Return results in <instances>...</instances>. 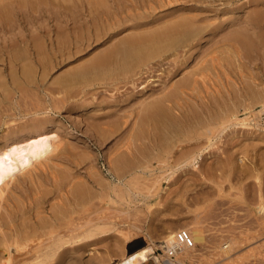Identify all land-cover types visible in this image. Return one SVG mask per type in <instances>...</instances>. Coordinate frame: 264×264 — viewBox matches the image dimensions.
I'll return each instance as SVG.
<instances>
[{"label":"bare ground","instance_id":"6f19581e","mask_svg":"<svg viewBox=\"0 0 264 264\" xmlns=\"http://www.w3.org/2000/svg\"><path fill=\"white\" fill-rule=\"evenodd\" d=\"M18 1H20V2H18ZM18 1L0 0V32L1 33L5 32V29L8 28L7 26L9 24H11L10 21L12 19L11 18L12 13L9 10L10 8H7V7H9V4L12 5L15 2H17V4L22 5V0H18ZM94 1H95V3H97L96 0H94ZM94 1H93V3H94ZM100 1L101 0H99V2ZM128 1L133 2V0H128ZM143 1H144V3H142V6H140L141 4L136 5V4H134V2H133L134 5H121V6L118 5L117 7H119V10L112 11L110 9L112 12H114V13L110 14V16H107L106 15L107 13H105V14L102 13V15H103L102 18L98 17L99 20L94 19L95 21L92 23L94 24V26L96 28L95 29L96 34L94 33L95 36L99 35V32H101L100 31L101 27L98 24V23H100L102 26H105V28H107L109 30L116 29L115 32H113V33L111 32L110 38H112L111 42L114 40H117V41L114 44L111 43V44H113V45H111V48H109L107 46V49L103 53H98L95 55V53L94 54L92 53L94 51L91 49L92 52L91 51L90 52L93 55L90 56V59H88V60H86L80 64L78 63L79 65L77 67H74L73 69H71L69 66V69L71 71H69L68 75L65 76V78L63 76V80L60 83V87L58 89V92H61V89H63V87L66 85L65 82L68 83V81H76V82L81 83L82 85L84 84V86H92V85H95L96 83L100 82L101 79H106V78L112 77L111 79L113 80L116 77H121V76H117L119 74V72L122 73L123 76L128 77L129 75L128 74L126 75V73H129V71L132 69V67L135 64L143 63V62L147 63V61H148V63H150V64H148L149 66L150 65L153 66L152 65L153 62H155L156 64L157 63L161 64L163 62V60L165 59V55H168V53H170L171 55L174 54V57H175V55H177L175 53H178L177 51L179 50V48L185 49V52L188 55H190V54H191V56L197 55V51L200 48V46L202 45L201 39L208 38L211 35H213V33L215 34V32H217L216 27H218V26L220 27L221 25H223V24H218L217 26H215L214 23L216 20L214 22H212V21L210 22L208 16H204V15L202 16V14L205 11L207 12V9H209V7H211V9H213V10L217 7V4H216V7H215V5L213 6L214 8H212V6H209L208 8L205 6L202 8L205 10L201 9V3L207 4L208 2L209 3L211 2L210 4H212L213 1H211V0H194L195 2L191 3V4L184 2V4H182L180 9H178V10L175 9L176 12L173 11V13L166 14L165 12H168V11L165 10V12L162 13L163 12V10H162V12H160V13H162L163 15L153 13L154 12L153 10H156V8H157L156 7L157 5H153V2H152L153 0H143ZM176 1L178 2L180 0H159L157 2L160 3V6H162V5L166 6V4L168 6V4L170 5L171 3H174ZM182 1H184V0H182ZM86 2L87 1H85V3ZM116 2H117V0H115V3ZM214 2H216V1H214ZM246 2H248V0ZM257 2L259 3V6H261L264 9V0H257ZM25 3H26V1H25ZM29 3H32V2L30 1ZM50 3H51V1H50ZM77 3L79 4V2H77ZM81 3H83V2L81 1ZM105 3H106V1H105ZM110 3H112V2H110ZM122 3H123V0H122ZM250 3L252 4V2H250ZM220 4H221V2H220ZM44 5H46V4H44ZM97 5H99V4H97ZM78 6H80V5H78ZM102 6H105V4L104 3L101 4V7ZM22 7H23V5H22ZM24 7H25V5H24ZM59 7H60V5H59ZM179 7H180V5H179ZM252 7L253 8H251V9H253L254 11L258 8V6L256 9H254L255 8L254 6H252ZM31 8H33V7H31ZM53 8H54V6H53ZM64 8H66V7H64ZM171 8H173V7H171ZM23 9H25V8H23ZM91 9H93V8H91ZM105 9L109 13V8L107 9L105 6ZM259 9H261V8H259ZM54 11H56V10H54ZM68 11H69V8H68ZM93 11L95 12V10H93ZM96 11H98V10H96ZM160 11H161V9H160ZM209 11H210V9H209ZM254 11L250 12V9H248V8H247L246 12L244 11L245 16L247 14L245 20L247 21V23H252L253 25H254V22L259 18V16H258V18L256 16V15H259V13L257 11H256L257 13L256 12L254 13ZM34 12H36V11H34ZM73 12L74 11H72L71 13H73ZM88 12H89V9H88ZM90 12H91V10H90ZM19 13H20V11H19ZM52 13H54V12H52ZM145 13L149 14V15H146ZM207 13H209V12H207ZM226 13H227V16H222V15H220V16H222L223 18H225V17L228 18L229 12L227 11ZM26 14H27V12H26ZM89 15L91 16V14H89ZM224 15H226V14L224 13ZM237 15L230 16L229 20H226V18H225L226 24L227 23L232 24L238 18ZM53 17H54V15H53ZM53 17H52V19H53ZM69 17H70V15H69ZM239 17H241V16H239ZM215 18H216V16H215ZM241 18L243 19V17H241ZM217 19H218V16H217ZM12 21L14 23V20H12ZM85 21H86V19H85ZM101 21H103V22H101ZM82 22H84V21H82ZM217 22H218V20H217ZM243 23H244V21H243ZM44 24H46V23H44ZM213 25H214V27H213ZM119 26H124L126 30L118 31L117 29H121V27L118 28ZM44 28H45V26H44ZM69 28L71 29V27H69ZM87 28H88V25H87ZM230 28H233V29H231V30L226 29L228 31L225 32L223 39L216 40L217 42L216 43L214 42L212 44V46L207 51L203 52L204 48L203 49L201 48L202 49L201 52H203V54L202 55L198 54L199 58L196 56L197 57L196 62L194 61L195 60L194 59L193 61L195 63L191 66V68L188 67V69H192V73L190 75L187 74V72H189V70L188 71L186 70L187 72H184V74H187L188 76H184V77L180 78L179 76L184 75V74L183 75L181 74L177 77V79L178 78H180V79H178L176 81H172V82L169 81V83L166 86H164L163 88L161 86L160 87L158 86L159 88H161L160 90H157V88H156L155 91H152V92L149 91V92H151L149 94H146V92H145L144 94H146L145 95L146 99L143 96H140V97L137 96L136 97L137 101H134V103H133V101H131L132 104L127 105L126 107L122 105L123 108L122 109L119 108L124 114L119 112L120 114H123V117L120 118L122 120H121V122H114V123L112 122L113 128H114V126H115V129H116V127H118L119 129L122 128L123 131L130 136L127 141H130V138H131V142H134V141H132V136H135V137H138L140 139L142 138L143 140L147 139L149 141H153L154 143L152 142V145H153L152 150H146L145 151V150L141 149V150H139V152H136V151L134 152V151L130 150L129 148L127 149V147H126V150H123L125 148H123L121 146V149L123 148L122 151H120V150L111 151L107 155L108 156L107 157L108 163H109L108 167H107V165L105 166V167H107V171L105 170V168L103 166H100L96 161L91 162L88 166L85 165L83 167V168L86 167V169L89 170V171L86 170V173L81 171V169H79L80 164L83 161H85L87 158L91 159L93 154L91 152H89L90 150L87 151L85 149L86 152H82V150L81 151H78L76 149L74 150V148H71V146L67 147L68 146L67 144H69V143H67V144L65 143L67 146L64 145L63 142H65V141H62L59 131L55 128L56 126L58 127V123L61 121H58L57 120L58 118H57L56 120L58 122L56 123V121L54 119V115L51 113L48 114L45 112L44 115L42 114L43 116H40L41 115L40 114V115L34 116V117L31 116L32 118H29L30 116L29 117L27 116V118H29V120L28 119L26 120L25 119L26 117H25L24 122H20V123L18 122V124L16 122V125H14V126L8 125V127H6V128L4 127L0 131V264H187L184 257L182 256V253L184 254L183 251H188L190 249H196L198 244H204L207 241L206 234L203 232V230H201L202 228L199 229V228L194 227L193 231H190V230L186 229L185 227L184 228L182 227V229L179 228V230H176V231L173 229L170 231V229H169V232L167 231L168 233L165 235L161 236V234L159 233L160 236L162 237L161 240H156L154 238V235L151 232L152 229L151 230L147 229L149 232L145 233V235H144V232L142 234L141 232L138 233V231L136 232V230L135 231L132 230V226L134 225V221H133V225L131 224L132 226L131 225H124L130 220H128V219H127L128 221L123 220L124 216L122 217V215H121V217H122L121 218L118 214V211L119 210L124 211L125 209H123L121 207V205L123 206V204H126V203L129 205H125L127 209L124 212H127L130 209H132V207L136 204V199L133 198V192L137 188L133 187L134 191H132L130 189V187H128L126 190L121 188L122 189L121 190L120 189L121 186L120 187L118 186L119 189L121 190V191H119V190H117L118 184H116V183H119V184H122L125 186H127V183L128 184L135 183V182L138 183V182H140V180H142V178L146 179L148 177L147 173L150 172L151 174H155L156 177L154 180H156V183L161 184L162 181L167 178L166 173L169 172V170L172 169L173 172L175 173L176 168H179V167L184 166V165H189V164L194 165V170H192L193 166H191L192 169L190 167H189L190 168L189 170H187L188 168L187 169L184 168V169H186L187 172H193V171L195 172V170L197 171V169H199V165L197 163V160L199 159L202 152H205V150H210L211 147L209 148V146L210 145L213 146L212 143H213L214 139L221 132H224L225 130H227L229 128H230L229 131H231L230 132L231 135L228 134L229 132L227 131L228 132L226 134L227 137H225V138H228V135L231 136L230 139L228 138L229 141H227L229 147H228V149H224V147H223L224 145L222 144L223 146H221V147L223 148V150H221V147H220V150L223 152H224V150H227L226 151L227 157H224L225 155H223V154L222 155L224 158H226L225 161L227 162L228 169L229 168L231 169L230 170L231 174L229 173L230 176H232L233 179L234 178H240L241 182L238 181L239 182L238 184L242 183V180L245 181V184L247 185L246 191L248 192L249 195H253V196L257 195V197H258V199H257V203H258L257 210L259 212V217L262 220L261 224L262 223L264 224V40L262 37L258 36L260 45L259 44L257 45V42L253 39L254 36L252 37L250 32L248 31L249 27H247V24H246V27H244V26L242 27L241 23L239 22L238 24L237 23L233 24L232 27H230ZM43 30H45V29H43ZM127 30H133V31H130V33L128 31V33L125 32L126 33L125 35H121L124 31H127ZM134 30H138V31L135 32ZM56 32H58V31H56ZM80 32L78 33L77 36L75 33V36H76L75 43L77 44V47L80 46V44L78 45V43L84 42V39H85L84 37H83L84 39H82V36H80ZM88 32H86V33L88 34ZM131 32H133V33H131ZM6 33H7V31H6ZM29 33H30V31H29ZM37 33H38V31H37ZM222 33H220V34H222ZM87 34H86V37H87ZM62 35L63 34H61V36ZM81 35H82V33H81ZM90 35H91V31L89 32L88 37H90ZM103 35H104V33H103ZM216 35H213V37ZM35 36L37 37L39 35L36 34ZM35 36H33V37H35ZM220 36H218V37H220ZM63 37H64V35H63ZM97 37H96V39H97ZM42 38H43V36H42ZM65 39L66 38H64V40ZM106 39H108V38H106ZM56 40L58 41V38ZM207 40H209V38ZM5 41H7V40H5ZM42 41L44 42V40H42ZM62 41H63V39H62ZM62 41H60V42H62ZM98 41H99V39H98ZM214 41H215V39H214ZM23 42H25V41H23ZM65 42H66V40L64 41V47L66 46ZM103 42H105V41H103ZM205 43H206V41H205ZM40 44H41V42H35V45L33 44V47L40 46ZM208 44H209V42H208ZM29 45H30L29 41H26L25 45H18V44L12 45L11 44V47H10V45H8V43L6 44V42H5V44L2 45V47H0V63H4V61H8V63H5V67L8 68V66H11V68H9V69L4 68V67H0V118H2V119L11 115L8 112V110H10L11 108H14L17 106L16 110L18 111V105H19L20 98H22V97L24 98L25 95L30 97L28 94L29 89H28V87H26V85L23 81V78H22L23 73L21 74V71H20L21 69L18 67V65H20L19 62L21 60H23V63H24V61H26V59H27V61H29L30 59L33 58V53L29 49ZM203 45H204V47L206 46L204 44V41H203ZM100 46L101 47L105 46V44L104 45L102 44ZM100 46H99L98 50H100ZM87 47H89V44ZM95 48H93V49L97 50ZM105 48H106V46H105ZM35 49H37V48H35ZM66 49H67V47H66ZM69 49H71V48L69 47ZM64 51H65V49H64ZM64 51H63V53H64ZM52 52H53V54L55 53L54 51H52ZM181 52L182 51H180V55H181ZM185 52L183 55H185ZM38 53H39V51H38ZM81 53H82V50H81ZM34 55H36V51H35ZM68 55H69V53H68ZM88 55H89V53H88ZM188 55H186L187 58L190 57ZM60 56L62 58V55H60ZM85 56H83V57L84 58L89 57V56H86V57ZM75 57H77V56H75ZM162 57H164V58H162ZM167 57H169V56H167ZM170 57L168 60L169 62L172 59V57H171V59H170ZM37 58H38V56H37ZM39 58H40V56H39ZM46 58H47V55H46ZM79 58H76V59H79ZM176 58H178V57H176ZM176 58H174V59L176 60ZM83 59H81V60H83ZM41 60H42V58H41ZM66 60H67V58H66ZM50 61H52V60H50ZM60 61L62 63L63 60L60 59ZM168 61H166V62H168ZM188 61H190V60H188ZM169 62L167 64H169ZM171 62L173 64H175L172 60H171ZM31 63H32V61H31ZM69 63H71V62H69ZM178 63H180V62H178ZM183 63L184 62L182 61V64ZM186 63H187V61H186ZM177 64H176V66L174 65L175 68L177 67ZM70 65H72V64H70ZM75 65H77V64H75ZM140 65H142V64H140ZM180 65H181V63L179 64V66ZM190 65H191V63H190ZM30 66H31V64H30ZM154 66H156V65H154ZM164 66H166V65H164ZM186 66H188V65H186ZM48 67H49V64H48L47 68ZM167 67L169 68V65ZM50 68H53V67L50 66ZM145 68H146V64H145L144 68H141V69L139 68V71L137 73L136 72L135 73L137 75H139L141 73L144 74L147 71V69L145 71ZM154 68H156V67H154ZM164 68H166V67H164ZM184 68H186V67H184ZM62 69L65 70L64 68H62ZM172 69H173V65H172ZM153 70L156 71L155 69H153ZM133 71H135V69H133L132 72ZM49 72H51V71H49ZM57 72H58V70H57ZM60 72H62V71L60 70ZM158 72H160L159 69H158ZM175 72H177V71H175ZM182 72L183 71H181V73ZM41 73H42V70H41ZM65 73H67V71ZM115 73H117L116 76H114ZM135 73H132V74H135ZM146 73H149V71H147ZM152 73H153V71H152ZM155 73H157V72L153 73L154 76H155ZM169 73H170V71H169ZM173 73H170V74L173 75ZM56 74L54 76H56ZM161 74H163L162 70H161L160 75ZM157 75H158V73H157ZM160 75H158V76H160ZM161 76H163V75H161ZM29 77L30 78L32 77L31 72L29 74ZM44 77H46V76H44ZM52 77H53V75H52ZM145 77H147V76H145ZM167 77H168V74H167ZM136 78L138 79V77H136ZM140 78H141V75H140ZM142 78H143V76H142ZM163 78H166V77H163ZM168 78H169L168 80H170V77H168ZM171 78H173V77H171ZM40 79L42 80V77ZM154 79H155V77H154ZM159 79H158V81H159ZM27 80L30 81L28 78H27ZM31 80L34 81V79H32V78H31ZM53 80H55V79H53ZM112 80H111V82L113 83ZM114 80H116V79H114ZM133 80H134V78H133ZM139 80H141V82L144 81V80L142 81V79H139ZM160 81H161V79H160ZM49 82L46 84V87L51 85L52 82L50 84H49ZM155 82H156V79H155ZM155 82H153V83H155ZM138 83L139 82L137 81V84ZM145 83H146V81H145ZM149 83L152 84V82H149ZM71 84L72 83H70V86H71ZM81 84H78V85L81 86ZM120 84H119V86H120ZM137 84H135V85L137 86ZM151 84L149 85L147 83V85H144V86L148 87V85H149V87H150ZM52 85L56 86L57 85L56 81H55V84L53 83ZM58 85H59V83H58ZM116 85H118V84H116ZM125 85H126V83H125ZM72 86L75 89L76 88L79 89V86H77V85H76L77 87H75V85H72ZM72 86L68 87L69 90H67L68 88L65 86L67 88L66 90L70 92L71 91L70 88H73ZM102 86L104 87V85H102ZM102 86L100 84V87H102ZM54 88L55 87H53L52 89H54ZM112 88H115V87H112ZM128 88H129V86H128ZM55 89H57V88H55ZM100 89H102V88H99V90ZM141 89L143 90V88H141ZM127 90L130 91V88ZM127 90H125V91H127ZM142 90H140V91L142 92ZM31 91H33V90L31 89ZM120 91H121V89H120ZM120 91H119V93H120ZM134 91L135 90H133L132 93ZM52 92H55V91H52ZM72 92H74V91H72ZM93 92H95V91H93ZM96 92H95V94H96ZM98 92H100V91H98ZM139 92H137V93H139ZM36 93L38 94V92L35 90V94ZM62 93L66 94V92H64V91ZM62 93H61V95H62ZM102 93H107V92L102 91ZM117 93H116V95H117ZM147 93H148V91H147ZM47 94L50 96V99H48L49 103L47 102L48 105L47 104H46L47 106L45 105L46 106L45 109L51 111L58 104L55 105V107H54L53 102H50V100L52 101V99L54 100L56 98H53L54 95H51V93H48V91H47ZM57 94L55 95V97L57 96ZM65 94H64V96H62L63 98H65ZM68 94L69 93H67V95ZM98 94H100V93H98ZM110 94H112V93H110ZM122 94H121V96H122ZM124 94H126V93H124ZM31 95L35 96L32 93H31ZM129 95H130V93L128 94V97H129ZM195 95L196 96L198 95L197 98H199V97L202 98V101L200 103L198 102ZM119 96H120V94H119ZM133 96H135V92H134V94L130 95V97H133ZM36 97H38V96H36ZM58 97H60V96L58 95ZM67 97H69V96H67ZM30 98H27V99L29 100ZM117 98H115L113 100L115 101V100H117ZM96 99H98V98H96ZM133 99H134V97H133ZM108 100H110V99L108 98ZM113 100H111V101H113ZM123 100H124V98L122 99V102H125ZM23 101H24V99H23ZM31 101H33V100L32 99L29 100V102H31ZM85 101H87V100H85ZM85 101H84V103H85ZM100 101L98 103H101ZM79 102H80V100L76 103L78 104ZM90 102H92V100L91 101L89 100V102H86V104H88ZM102 102H103V100H102ZM73 103L75 105V102H73ZM23 104H25V103H23ZM39 104H40V102H39ZM59 104H60V102H59ZM62 104H64V103H62ZM79 104H78V106L76 105L77 109L79 107ZM81 104H82V102H81ZM5 105L8 107L10 106V108H7V107L4 108ZM38 105H36V106H38ZM99 105H101V104H99ZM124 105H126V104H124ZM34 106L35 105H33V107L31 106V108L33 109ZM97 106H95V107H97ZM39 107H42V106L39 105L38 109H39ZM70 107H72V105H70ZM70 107H69V109H70ZM99 107H101V106H99ZM194 107H196L200 111H194L195 110ZM20 108H21V106H20ZM26 109H27V107H26ZM28 109H30V108H28ZM65 109L66 108H64V110ZM72 109H74V108H72ZM98 109H96L97 112L95 110L91 109L93 112L94 111L95 112L92 114V111L90 112V110H89L86 112V114L90 112L92 114L91 115L89 113L91 116H94L95 114H96L95 116H97V113L101 112V109H100V111ZM109 109H110V112L112 110L114 112V114H117L119 111L118 109H117L118 111L116 110L117 112L114 111L115 109L113 110V107H112V109L111 108L105 109V112H106V110H109ZM67 110H68V108H67ZM17 111L15 112V114H18ZM19 111H20L19 114H22L23 116L28 115V112H22L21 110H19ZM30 111H32V110H30ZM102 112H104V111H102ZM102 112H101V114H103ZM105 112H104V114H105ZM107 112H109V111H107ZM66 114H69L71 116L70 113H66ZM105 115L108 116L109 114L107 115V113H106ZM106 116H105V118H106ZM78 117H76V118H78ZM87 118H89V117H87ZM19 121H21V119ZM84 122H85V120H84ZM252 122H254L255 125L259 126L260 132H259V129L257 128L259 133L256 131V129L254 131L251 130L252 134L255 132L258 133L256 136H253V138L248 137L247 139H241V137H240V139H239L238 138L239 136L237 137L236 135L240 134L243 131V129H242V131L240 132V130L238 129V128H240L239 126L240 125L248 126L249 124H252ZM6 123H8V122H5V126H7ZM62 123H64V122H62ZM86 123H88V122H86ZM100 123H102V122H100ZM0 126H1V124H0ZM9 126H11V127H9ZM64 126H65V123H64ZM93 126H95V125L93 124ZM237 126H238V128H237ZM66 127H67V125H66ZM95 127H96L97 132L94 134H97L98 132L104 133L103 130L111 129V128H109L110 126L104 127V125L98 126L99 128H97V126H95ZM251 127H252V125L250 126V128ZM113 128L111 130H113ZM241 128H242V126H241ZM247 128L248 127H246L245 129L248 130ZM236 130L237 131L239 130L240 133H238ZM246 130H245V132H247ZM67 131H69V130H67ZM105 131L107 132V130H105ZM62 132H63V130H62ZM236 132L238 134H236ZM251 133H249V134L251 135ZM92 134H93V132H92ZM243 134L244 133H242L241 135H243ZM98 135L99 134H97V137H96L97 139H98ZM128 135H126V136H128ZM67 137H69V136H67ZM101 139L103 140V138H101ZM202 139L205 141L204 145L199 144L203 141ZM221 139H224V138H221ZM65 140H67V139H65ZM78 140H79V138H78ZM147 140H146L145 144H147V142H148ZM74 142L76 143V141H74ZM123 142H126V141H123ZM135 143H138V142H135ZM87 144H89V143L87 142ZM112 144H113V142H112ZM127 144L128 143H126V146H127ZM131 144H133V143H131ZM140 144H138V145H140ZM217 144H218V142H217ZM219 145H220V143H219ZM110 146H108V147H110ZM132 146H134V145H132ZM135 146H137V145H135ZM148 146H150V145H148ZM225 146H226V144H225ZM87 147H89V146H87ZM108 147L106 146V148H108ZM206 147H208L209 149H206ZM114 148H117V146H114ZM118 148H120V147L118 146ZM132 148H134V150H135V147H132ZM218 148H219V146H218ZM144 149H145V147H144ZM214 149L212 148V150H214ZM217 150H214V152ZM105 151L107 152V149ZM108 152H109V149H108ZM223 152H221V153H223ZM212 153L210 154V156L212 155ZM218 153H219V150H218ZM221 153H219V155ZM205 154H208V153L205 152ZM205 154L203 156H205ZM219 155L217 154V156H219ZM215 156H216V154H215ZM105 157H106V155H105ZM200 158H202V157H200ZM206 158H209V156L208 157L206 156ZM206 158L204 157L203 160H205ZM212 159L213 158L211 157L210 161ZM216 160H219V158L218 159L216 158ZM216 160H214V161L216 162ZM239 161H240V166H239ZM156 163L159 165H157ZM210 164H211V162H210ZM197 165H198V168L196 167ZM222 165H223V163H222ZM224 167L226 169V166H224ZM215 169H217V168H215ZM215 169H212V170H215ZM186 170L183 171V169H182L183 175H184V172ZM190 170H192V171H190ZM220 170H222V169H220ZM180 172H179V174H181ZM177 173H178V171H177ZM217 173L221 174L220 172H217ZM190 174H192V173H190ZM190 174L188 173L189 176H190ZM218 174H216V176ZM178 175H177V177L175 175V178H177L179 180V179H181V177L179 178ZM169 176H170V174H169ZM184 176L186 177L187 175L185 174ZM152 177H154V175H152ZM171 178H172V176L170 177V179ZM203 178H205V177H203ZM173 179H171V180H173ZM136 180H138V181H136ZM152 180H151V182H152ZM181 180H183V179H181ZM222 180H221V182H222ZM226 180H225V182H228V178H226ZM147 181H148V179H147ZM189 181H190V179L188 180V182ZM144 182H146V181H144ZM178 182L177 183L175 182V186L178 185ZM29 183H31V185ZM152 183L151 184L147 183V184L152 186ZM172 183H174V182H172ZM189 183H188V185H190ZM179 184L182 185V183H179ZM191 184H193V183H191ZM198 184H200V182ZM228 184H230V183H228ZM26 185H27V188H26ZM167 185L171 186L172 187L171 190H173L174 185L173 186H172V184L171 185L167 184ZM220 185H222V184L220 183ZM233 185H235V182ZM233 185H232V187H233ZM243 185H241V186H243ZM28 186L31 190H28ZM135 187H136V184H135ZM139 187H141V186H139ZM143 187H145V186H143ZM222 187H224V186H222ZM222 187H220V188H222ZM229 187H230V185H229ZM157 188L159 189V187H157ZM165 188H164V190H166ZM183 188L185 191V187H183ZM220 188L218 187L217 190L218 189L220 190ZM239 188H241V187H239ZM146 189H147V187H146ZM158 189H157V191H158ZM191 189H192V187H191ZM243 189H244V187H243ZM152 190H153V187H152ZM152 190H150V191H152ZM167 190H168V188H167ZM171 190H169V191H171ZM179 190H180V188H179ZM188 190H190V188ZM223 190H224V188H223ZM223 190H220L219 192H221ZM150 191L148 193H150ZM157 191L154 194L159 193ZM246 191H245V193H246ZM24 192H26V193H24ZM113 192H115L117 194H113ZM167 192L168 191L165 192L166 193L165 196L163 194H161V199L163 196L165 199L167 197L170 198L169 196H167ZM236 192H238V191H236ZM148 193L144 194V195L148 196ZM238 194H236V195L238 196ZM240 194H242V193L240 192ZM249 195L247 196V198L249 197ZM118 197H122L123 201L125 199L128 202L125 201L126 203L125 202L123 203L118 199ZM164 198H163V200H164ZM182 198H184V197L182 196ZM161 199L159 198V200H161ZM170 199H168V200H170ZM172 199H174V198H172ZM174 202L171 201V203H173L172 205H174ZM132 203H134V205ZM171 203L169 205H171ZM178 204H179V201H178ZM152 207L153 206H151V208ZM162 207H163V205H162ZM166 207H168V206H166ZM171 207L172 206H170V208ZM175 207H177V206H175ZM175 207H174V210L176 209ZM148 208H150V207H148ZM157 208L160 209L161 206L156 207V209ZM156 209H155L154 213L158 210V209L157 210ZM165 209H163V210H165ZM179 209H180V207H179ZM246 209H248V208L246 207ZM139 210H141V209H139ZM153 210H154V208H153ZM148 211H149V209H148ZM151 211H152V209H151ZM151 211H150V213H151ZM167 212H169V210ZM170 212H173V211H170ZM164 213H165V215L167 214L166 210ZM121 214H124V213H121ZM126 214H128V213H126ZM158 214L159 213H157V215ZM132 215L133 214H131V218L133 217ZM146 215H147V213H146ZM152 215H153V213L151 214V216ZM151 216H150V218H151ZM154 216H155V214H154ZM144 217H145V215H144ZM154 218L156 220L157 217L152 216L151 219H154ZM256 220H257V218H256ZM152 221H154V220H152ZM131 223H132V221H131ZM147 223H150V222H147ZM152 223L153 222H151L150 224H152ZM256 224H258V223H256ZM193 225H195V224H193ZM165 226L167 228V226H169V225H165ZM198 226L199 225L197 224V227ZM140 227H143V226H139V228ZM147 227H149V226H147ZM170 228H172V227L170 226ZM256 229H258V228H256ZM140 230H143V228ZM189 231L192 232V234H189ZM247 232H249V231H247ZM241 235H243V234H241ZM244 235L246 236V234H244ZM247 235H248V233H247ZM259 235L262 236L261 234H259ZM238 237H240V235ZM243 238H244V236H243ZM245 238H246V241L247 240L250 241L252 239H255L256 236H252V235L250 236L249 235ZM262 238H260V239L263 242ZM238 240L239 239L233 238L232 243L233 242L236 243V242H238ZM257 240L259 242V239H257ZM257 240H255V241H257ZM231 244L225 245V243H224L222 245L221 249L219 250L220 255L224 254L227 257L226 260L231 255L230 252L234 248L235 249L238 248V247L233 248L232 246L229 248V246ZM233 245H234V243H233ZM241 245L242 244H240L239 247H241ZM253 246H254V244H253ZM263 246H264V244H263ZM160 248L163 249V253H161L159 251ZM250 249H253V248L251 247ZM253 250H255V247ZM192 253H194V252L192 251ZM258 253H260V252H258ZM232 256H231V258H232ZM192 257H194V256H192ZM220 258H221V256H220ZM229 260H231V259H229Z\"/></svg>","mask_w":264,"mask_h":264},{"label":"rangeland","instance_id":"374dc122","mask_svg":"<svg viewBox=\"0 0 264 264\" xmlns=\"http://www.w3.org/2000/svg\"><path fill=\"white\" fill-rule=\"evenodd\" d=\"M15 1H18V0H15ZM25 1H26V3H25ZM32 2V3H29V2ZM45 3H44V2ZM22 0V5H23V7H22V5L21 4H17V2H15V3H13L12 5H10L9 4V7H7V8H10L9 10L11 11V13H12V16H11V24H9L7 27L8 28H6L5 29V32H3V33H1L0 32V47H2V45H4L5 44V42H6V44L8 43V45H10V47H11V44L12 45H14V44H18V45H25V42L26 41H29V49L31 50V52L33 53V58L32 59H28L29 61H27V59H26V61H24V63H23V60H21L19 63H20V65H18V67L21 69L20 71H21V74L23 73V81H24V83H25V85H26V87H28V89H29V91H28V94H29V96L31 97H28V96H24V98L22 97V98H20V101H19V105H18V111L16 110V107H14V108H11L10 110H8V112L11 114L10 116H7V117H5L4 119H2V118H0V124H1V126H0V131L5 127H8V125H16V122H17V124H18V122L20 123V122H24V118L27 120H29V118H32V117H34V116H38V115H40V116H43L44 115V113L46 112V113H51V114H53L54 115V119H55V121H56V123L58 122V121H61V122H59L58 123V127L56 126L55 128L59 131V133H60V136H61V139H62V141H65V142H63L64 143V145H66L67 143H69V144H67L66 146L67 147H70L71 146V148H74V150L76 149V150H78V151H81L82 150V152H86V150L87 151H89V152H91L92 154H93V156L91 157V159H89V158H87L85 161H83L81 164H80V168L79 169H81V171H83V172H85L86 173V167L85 168H83L85 165L86 166H88L91 162H94V161H96L100 166H103L104 168H105V170L107 171V167H108V154L111 152V151H118V150H120V151H122V149L123 148H125V149H123V150H126V147H127V149L129 148L130 150H132V151H136V152H139V150H152V148H153V145H152V142L153 141H149V140H147V139H140V138H138V137H135V136H132V141H134V142H131V138H130V141H127L128 139H129V135L127 134V133H125L124 131H123V129L121 128V129H119L118 127H116V129H115V126H114V128H113V126H112V122L114 123V122H121V120L122 119H120V118H122L123 117V112L120 110V109H122L123 108V106H127V105H130V104H132V102L131 101H133V103H134V101H137V99H136V97L138 96V97H140V96H143L144 98L146 97L145 95L146 94H149V93H151L152 91H155L156 90V88H157V90H160L161 88H159L160 86L163 88L164 86H166L168 83H169V81H176V80H178V79H180V78H182V77H184V76H188V75H190L191 73H192V69H188V67L189 68H191V66L196 62V59H197V57H198V54H200V55H202L203 54V52L204 51H207L211 46H212V44L215 42H217L216 40H221V39H223V36L225 35V32L226 31H228V30H226V29H229V30H231V29H233V28H230V27H232V25L233 24H235V23H241V26L243 27H246V24H247V27H249L248 28V31L250 32V34H251V36L253 37V39L257 42V45L259 44L260 45V43H259V39H258V36H260V37H262L263 38V40H264V9L261 7V6H259V3L257 2V0H248V2H246L247 0H211V1H213L212 2V4H210L208 1V3L206 4V3H201V9L203 8V7H209V6H212V8H214L213 6L215 5V7H216V4H217V7L213 10V9H211V7H209V9H210V11H209V9H207V12H209V13H207L206 11V13L204 14H202V16L204 15V16H208L209 17V20H210V22L212 21V22H214L215 20V26H217L218 24H223V25H221L220 27L218 26V27H216V31L217 32H215V34L213 33V35H216V36H214L213 37V35H211L210 37H208L209 38V40H207L208 38H203V39H201V46H200V48L198 49V51H197V55H192L191 56V54L190 55H188V54H186V52H185V49H180L179 48V50L177 51L178 53H175V54H177V55H175V57H174V54L173 55H171L170 53H168V55H165V59L163 60V64L164 65H166V66H164L162 63L160 64H156L155 62H153L152 63V65L153 66H151L153 69H155L156 71H154L148 64H150V63H148V61H147V63H137V64H135L133 67H132V69L129 71V73H126V75L128 74L129 76L127 77V76H123L122 75V73H120L119 71V74L117 75V73H115V75L114 76H121V77H116V78H114V79H116V80H112L111 78H106V79H101L100 80V82H98V83H96L95 85H92V86H84V84L82 85L81 83H79V82H76V81H68V83L67 82H65L66 83V87L68 88V87H71L72 85H75V87H77V86H79V89H75L73 86V88L75 89H73V88H70L71 89V93L69 92V91H67V90H69V88L67 89L65 86L63 87V89H61V92H58V89H59V87H60V83L62 82V80H63V76H64V78H65V76H67L68 75V73H69V71H71L70 69H69V66H70V68L71 69H73L74 67H77L80 63H82V62H84V61H86V60H88V59H90V56H92L94 53H95V55L96 54H98V53H103L106 49H107V46L109 47V48H111V45H113L117 40H114V41H112L111 42V40H112V38H110L111 36H110V34H111V32L113 33V32H115V30L116 29H113V30H109V29H107V28H105V26H102L100 23H98L99 24V26L101 27V32H99V35H96L95 36V26H94V24L92 23V22H94L96 19L97 20H99V18H102L103 17V15H102V13L103 14H105V13H107L106 15L107 16H110V14H112V13H114V12H112V11H116V10H119V7H117L118 5L119 6H121V5H134V4H136V5H140V6H142V3H144V1L143 0H133V2H134V4H133V2L132 1H128V0H123V3H122V0H117V2L115 3V0H101L100 2H99V0H96V2L97 3H95V1L94 0ZM50 1H51V3H50ZM53 1V2H52ZM69 1V2H68ZM81 1L83 2V3H81ZM85 1H87L86 3H85ZM93 1H94V3H93ZM105 1H106V3H105ZM157 1H159V0H153L152 2H153V5H157L156 7V10H153L154 12V14H162V13H164L165 12V10L166 11H168V12H165L166 14H168V13H173V11L174 12H176L175 11V9L176 10H178V9H180L181 8V6H182V4H184V2H186V3H188V4H191V3H194L195 1L194 0H184V1H182V0H180V1H176V2H174V3H171L170 5L168 4V6H167V4H166V6H160V3H158ZM214 1H216V2H214ZM223 1V2H222ZM228 1V2H227ZM252 2V4L250 3V2ZM18 2H20V1H18ZM75 2V3H74ZM77 2H79V4L77 3ZM91 2V3H90ZM99 2V3H98ZM110 2H112V3H110ZM126 2V3H125ZM131 2V3H130ZM157 2V3H156ZM165 2V1H164ZM182 2V3H181ZM220 2H221V4H220ZM53 3V4H52ZM89 5H88V4ZM105 4V6H106V8L108 9L109 8V13L106 11V9H105V6H102L101 7V4ZM163 3V2H162ZM161 3V4H162ZM29 4V5H28ZM37 4V5H36ZM44 4H46V5H44ZM57 4V5H56ZM60 5V7H59V5ZM84 4V5H83ZM97 4H99V5H97ZM108 4V5H107ZM111 4V5H110ZM180 5V7H179V5ZM206 4V5H205ZM223 4V5H222ZM231 4V5H230ZM19 5V6H18ZM24 5H25V7H24ZM31 5V6H30ZM36 5V6H35ZM78 5H80V6H78ZM113 5V6H112ZM204 5V6H203ZM219 5V6H218ZM221 5V6H220ZM44 6V7H43ZM49 6V7H48ZM53 6H54V8H53ZM62 6V7H61ZM75 6V7H74ZM77 6V7H76ZM144 6V5H143ZM160 8H159V7ZM247 6V7H246ZM252 6H254L255 8L254 9H256L257 8V6H258V8L254 11L253 9H251V8H253ZM18 7V8H17ZM31 7H33V8H31ZM37 7V8H36ZM64 7H66V8H64ZM69 8V11H68V8ZM89 7V8H88ZM96 7V8H95ZM104 7V8H103ZM162 7V8H161ZM171 7H173V8H171ZM220 7V8H219ZM12 8V9H11ZM16 8V9H15ZM23 8H25V9H23ZM31 8V9H30ZM91 8H93V9H91ZM100 8V9H99ZM102 8V9H101ZM166 8V9H165ZM247 8L248 9H250V12L252 11H254V13L257 11L258 13H259V15H256L257 16V18H258V16H259V18L254 22V25L252 24V23H247V21L245 20V18H246V16H247V14H246V16H245V12H246V10H247ZM259 8H261V9H259ZM23 9V10H22ZM37 9V10H36ZM88 9H89V12H88ZM112 11H111V10ZM160 9H161V11H160ZM169 9V10H168ZM172 9V10H171ZM259 9V10H258ZM54 10H56V11H54ZM81 10V11H80ZM83 10V11H82ZM90 10H91V12H90ZM93 10H95V12L93 11ZM96 10H98V11H96ZM162 10H163V12H162ZM202 10H205V9H202ZM229 12L228 14V18L227 17H225L226 18V20H229V18H230V16H232V15H237L238 16V18L232 23V24H230V23H227L226 24V20H225V18H223L222 16H227V11ZM19 11H20V13H19ZM22 11V12H21ZM34 11H36V12H34ZM72 11H74L73 13H71ZM80 11V12H79ZM86 11V12H85ZM100 11V12H99ZM156 11V12H155ZM170 11V12H169ZM213 11V12H212ZM222 11V12H221ZM235 11V12H234ZM245 11V12H244ZM26 12H27V14H26ZM52 12H54V13H52ZM70 12V13H69ZM98 12V13H97ZM160 12H162V13H160ZM211 12V13H210ZM217 12V13H216ZM226 14V15H224V13ZM239 12V13H238ZM243 12V13H242ZM256 12V13H257ZM15 13V14H14ZM42 13V14H41ZM68 13V14H67ZM84 13V14H83ZM91 14V16L89 15V14ZM52 14V15H51ZM77 14V15H76ZM80 14V15H79ZM82 14V15H81ZM93 14V15H92ZM97 14V15H96ZM146 14V13H145ZM212 14V15H211ZM217 14V15H216ZM241 14V15H240ZM53 15H54V17H53ZM69 15H70V17H69ZM72 15V16H71ZM88 15V16H87ZM146 15H149V14H146ZM163 15V14H162ZM210 15V16H209ZM216 16V18H215V16ZM220 15H222V16H220ZM245 17H244V16ZM27 16V17H26ZM36 16V17H35ZM50 16V17H49ZM68 16V17H67ZM75 16V17H74ZM82 16V17H81ZM94 16V17H93ZM214 16V17H213ZM217 16H218V19H217ZM239 16H241V17H243V19L241 18V17H239ZM52 17H53V19H52ZM64 17V18H63ZM91 17V18H90ZM99 17V18H98ZM222 17V18H221ZM61 18V19H60ZM151 18V17H150ZM241 20H240V19ZM48 19V20H47ZM70 19V20H69ZM72 19V20H71ZM78 19V20H77ZM84 19V20H83ZM85 19H86V21H85ZM91 19V20H90ZM95 19V20H94ZM212 19V20H211ZM12 20H14V23H13V21ZM47 20V21H46ZM69 20V21H68ZM217 20H218V22H217ZM67 21V22H66ZM82 21H84V22H82ZM224 21V22H223ZM242 21V22H241ZM243 21H244V23H243ZM71 22V23H70ZM78 22V23H77ZM88 22V23H87ZM91 22V23H90ZM99 22V21H98ZM101 22H103V21H101ZM140 22V21H139ZM217 22V23H216ZM223 22V23H222ZM26 23V24H25ZM44 23H46V24H44ZM54 23V24H53ZM88 25V28H87V25ZM36 25V26H35ZM57 25V26H56ZM75 25V26H74ZM77 25V26H76ZM94 27H93V26ZM229 25V26H228ZM17 26V27H16ZM43 26V27H42ZM44 26H45V28H44ZM47 26V27H46ZM55 26V27H54ZM64 26V27H63ZM69 27H71V29L69 28ZM80 27V28H79ZM121 27V29H117L118 31H123V30H126L125 29V27L124 26H119L118 28H120ZM213 27H214V25H213ZM223 27V28H222ZM226 27V28H225ZM229 27V28H228ZM240 27V26H239ZM252 29H251V28ZM51 28V29H50ZM56 28V29H55ZM73 28V29H72ZM124 28V29H123ZM220 28V29H219ZM13 29V30H12ZM29 29V30H28ZM43 29H45V30H43ZM63 29V30H62ZM83 29V30H82ZM90 29V30H89ZM94 29V30H93ZM223 29V30H222ZM254 29V30H253ZM72 30V31H71ZM104 32H103V31ZM6 31H7V33H6ZM29 31H30V33H29ZM37 31H38V33H37ZM55 31V32H54ZM56 31H58V32H56ZM62 31V32H61ZM81 31V32H80ZM91 31V35H90V37H88L89 36V32ZM94 31V32H93ZM128 31H129V33H130V31H133V30H127V31H124L121 35H125L126 33H128ZM135 32L136 31H138V30H134ZM224 31V32H223ZM46 32V33H45ZM64 32V33H63ZM72 32V33H71ZM80 32V36H82V39H84V42H80V43H78V45L80 44V46H78L77 47V44L75 43V40H76V36L78 35V33ZM86 32H88V34L86 33ZM97 32V31H96ZM126 32V33H125ZM223 32V33H222ZM252 32V33H251ZM59 33V34H58ZM67 33V34H66ZM75 33H76V36H75ZM81 33H82V35H81ZM95 33V34H94ZM103 33H104V35H103ZM131 33H133V32H131ZM220 33H222V34H220ZM31 34V35H30ZM33 34V35H32ZM39 35V36H35V35ZM42 34V35H41ZM47 34V35H46ZM54 34V35H53ZM57 34V35H56ZM61 34H63L64 35V37H63V35L61 36ZM74 34V35H73ZM86 34H87V37H86ZM219 34V35H218ZM25 35V36H24ZM221 35V36H220ZM33 36H35V37H33ZM42 36H43V38H42ZM60 36V37H59ZM66 36V37H65ZM98 36V37H97ZM103 36V37H102ZM218 36H220V37H218ZM7 37V38H6ZM63 37V38H62ZM84 37V38H83ZM95 37V38H94ZM96 37H97V39H96ZM31 38V39H30ZM51 40H50V39ZM58 38V41L56 40V39ZM64 38H66L65 40H66V42H65V47H64ZM68 38V39H67ZM102 38V39H101ZM106 38H108V39H106ZM110 38V39H109ZM212 40H211V39ZM219 38V39H218ZM2 39V40H1ZM23 39V40H22ZM41 39V40H40ZM60 39V40H59ZM62 39H63V41H62ZM96 39V40H95ZM98 39H99V41H98ZM214 39H215V41H214ZM4 40V41H3ZM5 40H7V41H5ZM32 42H31V41ZM42 40H44V42L42 41ZM89 40V41H88ZM93 40V41H92ZM105 41V42H103V41ZM211 40V41H210ZM23 41H25V42H23ZM50 41V42H49ZM56 41V42H55ZM60 41H62V42H60ZM87 41V42H86ZM95 41V42H94ZM203 41H204V44L207 46H205L204 47V45H203ZM205 41H206V43H205ZM209 42V44H208V42ZM213 41V42H212ZM2 42V43H1ZM34 42V43H33ZM35 42H41V44H40V46H36V47H33V44L35 45ZM70 42V43H69ZM89 42V43H88ZM94 42V43H93ZM33 43V44H32ZM63 43V44H62ZM89 44V47H87L88 46V44ZM107 43V44H106ZM111 43H113V44H111ZM50 46H49V45ZM57 44V45H56ZM62 44V45H61ZM104 45L105 44V46H106V48H105V46H100V45ZM44 45V46H43ZM52 45V46H51ZM71 45V46H70ZM84 45V46H83ZM91 45V46H90ZM209 45V46H208ZM43 46V47H42ZM58 46V47H57ZM76 46V47H75ZM86 46V47H85ZM99 46H100V50H98L99 49ZM40 47V48H39ZM52 47V48H51ZM66 47H67V49H66ZM69 47L71 48V49H69ZM74 47V48H73ZM96 47V48H95ZM105 49H104V48ZM35 48H37V49H35ZM42 48V49H41ZM60 48V49H59ZM93 48H95V49H97V50H94ZM204 48V50H203V52H201L202 51V49ZM47 49V50H46ZM52 49V50H51ZM64 49H65V51H64ZM69 49V50H68ZM75 49V50H74ZM94 51V52H92V50ZM104 49V50H103ZM44 50V51H43ZM78 50V51H77ZM81 50H82V53H81ZM84 50V51H83ZM103 50V51H102ZM35 51H36V55H34L35 54ZM38 51H39V53H38ZM52 51H54L55 53L53 54V52ZM62 51V52H61ZM63 51H64V53H63ZM93 53H91V52ZM96 51V52H95ZM102 51V52H101ZM180 51H182L181 52V55H180ZM41 52V53H40ZM184 52H185V55H183L184 54ZM58 53V54H57ZM68 53H69V55H68ZM88 53H89V55H88ZM56 54V55H55ZM77 54V55H76ZM179 54V55H178ZM46 55H47V58H46ZM49 55V56H48ZM55 55V56H54ZM60 55H62V58H61V56ZM80 55V56H79ZM89 56V57H86V56ZM186 55H188V56H190V57H188L187 58V56ZM37 56H38V58H37ZM39 56H40V58H39ZM43 56V57H42ZM60 56V57H59ZM65 56V57H64ZM67 56V57H66ZM75 56H77V57H75ZM83 56H85L86 58H84ZM167 56H171L172 57V59H171V57H170V59L175 63V64H173L172 62H171V60H170V62L168 61L169 60V57H167ZM182 56V57H181ZM197 56V57H196ZM57 57V58H56ZM70 57V58H69ZM81 59H83V60H81ZM176 57H178V58H176ZM196 57V58H195ZM41 58H42V60H41ZM46 58V59H45ZM56 58V59H55ZM66 58H67V60H66ZM76 58H79V59H76ZM162 58H164V57H162ZM174 58H176V60L174 59ZM183 58V59H182ZM199 58V57H198ZM38 59V60H37ZM44 59V60H43ZM60 59L61 60H63L62 61V63H61V61H60ZM178 59V60H177ZM184 62L183 64H182V61ZM195 59V60H194ZM25 60V59H24ZM40 60V61H39ZM50 60H52V61H50ZM79 62H78V61ZM187 61V63H186V61ZM188 60H190V61H188ZM195 62H194V61ZM31 61H32V63H31ZM46 61V62H45ZM58 61V62H57ZM76 61V62H75ZM166 61H168L169 62V64H167L168 62H166ZM180 62L181 63V67L179 66V64L180 63H178V62ZM30 62V63H29ZM51 64H50V63ZM69 62H71V63H69ZM74 64H73V63ZM166 62V63H165ZM5 63H8V61H4V63H0V67H4V68H7V67H5ZM68 65H67V64ZM79 63V64H78ZM178 63V64H177ZM190 63H191V65H190ZM25 64V65H24ZM30 64H31V66H30ZM34 64V65H33ZM48 64H49V67L47 68V66H48ZM54 64V65H53ZM65 64V65H64ZM70 64H72V65H70ZM75 64H77V65H75ZM140 64H142V65H140ZM145 64H146V68H145V71H146V69H147V71H149V73H141V74H139V75H137L136 73L139 71V68L141 69V68H144L145 67ZM176 64H177V67L179 68H175L174 67V65L176 66ZM8 65V64H7ZM29 65V66H28ZM44 65V66H43ZM63 65V66H62ZM154 65H156V66H154ZM169 65V68L167 67ZM172 65H173V69H172ZM186 65H188V66H186ZM190 65V66H189ZM25 66V67H24ZM38 66V67H37ZM50 66L51 67H53V68H50ZM55 66V67H54ZM66 68H65V67ZM158 66V67H157ZM162 68H161V67ZM166 67V68H164V67ZM183 66V67H182ZM36 67V68H35ZM148 67V68H147ZM154 67H156V68H154ZM171 67V68H170ZM184 67H186V68H184ZM9 68H11V66H8V68L7 69H9ZM43 68V69H42ZM62 68H64L65 70H63ZM6 69V70H7ZM26 69V70H25ZM62 71V72H60V70ZM133 69H135V71H133L132 72V70ZM158 69L160 70V72H158ZM170 69V70H169ZM172 69V70H171ZM41 70H42V73H41ZM44 70V71H43ZM57 70H58V72H57ZM137 70V71H136ZM161 70H162V73L163 74H161V75H163V76H161L160 75V73H161ZM189 70V72H187V71ZM191 70V71H190ZM8 71V70H7ZM24 71V72H23ZM49 71H51V72H49ZM67 71V73H65ZM151 71V72H150ZM152 71H153V73L154 72H157L158 73V75H160V76H158L157 75V73H155V76H154V74L152 73ZM167 71V72H166ZM169 71H170V73H173V75H171L170 73H169ZM175 71H177V72H175ZM179 71V72H178ZM181 71H183L182 73H181ZM26 72V73H25ZM30 72H31V78L32 79H34V81L33 80H31V78L29 77V74H30ZM44 72V73H43ZM136 72V73H135ZM184 72H187V74H184ZM56 74V76H54L55 74ZM62 73V74H61ZM132 73H135V74H132ZM180 73V74H179ZM45 74V75H44ZM48 74V75H47ZM124 74V73H123ZM146 74V75H145ZM152 76H151V75ZM167 74H168V77H170V80H168L169 78L167 77ZM175 74V75H174ZM183 75V76H179V75ZM25 75V76H24ZM52 75H53V77H52ZM131 75V76H130ZM140 75H141V78H140ZM147 76V77H145V76ZM44 76H46V77H44ZM58 76V77H57ZM60 76V77H59ZM142 76H143V78H142ZM151 76V77H150ZM180 77V78H178L177 79V77ZM42 77V80L40 79ZM125 77V78H124ZM136 77H138V79L136 78ZM154 77H155V79H156V82H155V79H154ZM163 77H166V78H163ZM171 77H173V78H171ZM27 78L30 80V81H28L27 80ZM60 78V79H59ZM133 78H134V80H133ZM161 79V81H160V79ZM163 78V79H162ZM36 79V80H35ZM44 79V80H43ZM53 79H55V80H53ZM110 79V80H109ZM139 79H142V81L143 82H141V80H139ZM150 79V80H149ZM158 79H159V81H158ZM52 80V81H51ZM59 80V81H58ZM61 80V81H60ZM104 80V81H103ZM107 80V81H106ZM111 80L113 81V83L111 82ZM122 82H121V81ZM132 80V81H131ZM154 80V81H153ZM168 80V81H167ZM38 81V82H37ZM50 81V82H49ZM55 81H56V84L58 85V83H59V85L57 86H55V85H52L53 83L55 84ZM119 81V82H118ZM125 81V82H124ZM135 83H134V82ZM137 81L139 82L138 84H137ZM145 81H146V83H145ZM152 82V84L151 83H149V82ZM49 82V84L51 83V85L53 86V87H55V88H57V89H52L53 87L51 86V85H49V86H47L46 87V84ZM74 82V83H73ZM128 82V83H127ZM153 82H155V83H153ZM167 82V83H166ZM37 83V84H36ZM70 83H72L71 84V86H70ZM121 83V84H120ZM123 83V84H122ZM125 83H126V85H125ZM144 83V84H143ZM147 83L150 85L151 84V86L149 87V85H148V87L147 86H144V85H147ZM163 83V84H162ZM32 84V85H31ZM78 84H81V86L80 85H78ZM100 84H101V86L102 85H104V87L102 86V87H100ZM116 84H118V85H116ZM119 84H120V86H119ZM128 84V85H127ZM135 84H137V86L135 85ZM165 84V85H164ZM30 85V86H29ZM69 85V86H68ZM77 85V86H76ZM135 85V86H134ZM141 85V86H140ZM153 85V86H152ZM98 86V87H97ZM128 86H129V88H130V91H128L127 89H129L128 88ZM132 86V87H131ZM134 86V87H133ZM139 86V87H138ZM143 86V87H142ZM156 86V87H155ZM159 86V87H158ZM31 87V88H30ZM44 87V88H43ZM94 87V88H93ZM108 87V88H107ZM110 87V88H109ZM112 87H115V88H112ZM118 87V88H117ZM125 89H124V88ZM143 88V90L141 89V88ZM145 87V88H144ZM99 88H104L103 90L102 89H100L99 90ZM107 88V89H106ZM133 90H135L134 92H135V96H133L134 97V99H133V97H130V95L131 94H134V92L132 93V89ZM159 88V89H158ZM27 89V90H28ZM31 89L33 90V91H31ZM51 89V90H50ZM67 89V90H66ZM97 89V90H96ZM109 89V90H108ZM120 89H121V91H120ZM138 89V90H137ZM35 90L38 92V94L36 93L35 94ZM77 90V91H76ZM118 90V91H117ZM124 90V91H123ZM125 90H127V91H125ZM140 90H142V92L140 91ZM47 91H48V93H51V95H54V97L53 98H56V99H52V101L50 100V102H53V105H54V107H55V105H57L54 109H52L51 111L50 110H46L45 109V107L48 105V99H50V96L47 94ZM52 91H55V92H52ZM66 92V94H65V98H63L62 96H64V94L62 93V92ZM72 91H74V92H72ZM93 91H97L96 92V94H95V92H93ZM98 91H100V92H98ZM102 91L103 92H107V93H102ZM119 93V91H120V96H119V94L117 93V92ZM141 93H140V92ZM147 91H148V93H147ZM149 91H151V92H149ZM86 92V93H85ZM91 92V93H90ZM137 92H139V93H137ZM146 92V94H144ZM31 93L33 94V95H35V96H32L31 95ZM58 93V94H57ZM61 93H62V95H61ZM67 93H69L68 95H67ZM84 93V94H83ZM98 93H100V94H98ZM102 93V94H101ZM110 93H112V94H110ZM116 93H117V95H116ZM124 93H126V94H123ZM130 93V95H129V97H128V94ZM57 94V96L55 97V95ZM76 94V95H75ZM121 94H122V96H121ZM139 94V95H138ZM142 94V95H141ZM58 95L60 96V97H58ZM96 95V96H95ZM36 96H38V97H36ZM67 96H69V97H67ZM98 96V97H97ZM114 98H113V97ZM116 96V97H115ZM124 96V97H123ZM196 96V95H195ZM30 98L29 100H33V101H31V102H29V100L27 99V98ZM36 99H35V98ZM62 97V98H61ZM68 99H67V98ZM89 97V98H88ZM118 97V98H117ZM121 99H120V98ZM198 97V95L196 96V98ZM34 98V99H33ZM38 98V99H37ZM61 98V99H60ZM96 98H100L99 100L98 99H96ZM102 98V99H101ZM108 98L110 99V100H108ZM115 98H117V100H113V99H115ZM124 98V100L123 101H125V102H122V99ZM132 98V99H131ZM23 99H24V101H23ZM46 99V100H45ZM75 99V100H74ZM91 101L92 100V102H90V103H88V104H86V102H89V100ZM107 101H106V100ZM136 99V100H135ZM146 99V98H145ZM201 99V100H200ZM37 100V101H36ZM45 100V101H44ZM59 100V101H58ZM73 100V101H72ZM80 100V104H79V107H78V109H77V106H78V104L76 103V102H78ZM85 100H87V101H85ZM101 100V101H100ZM102 100H103V102H102ZM111 100H113V101H111ZM197 100H198V102L200 103L201 101H202V98L201 97H199V98H197ZM35 101V102H34ZM42 101V102H41ZM55 101V102H54ZM64 101V102H63ZM72 101V102H71ZM84 101H85V103H84ZM101 102V103H98V102ZM111 103H110V102ZM119 101V102H118ZM27 102V103H26ZM37 102V103H36ZM39 102H40V104H39ZM46 102V103H45ZM48 102V103H47ZM57 102V103H56ZM59 102H60V104L62 105H60L59 104ZM66 102V103H65ZM71 102V103H70ZM73 102H75V105H74V103ZM81 102H82V104H81ZM98 104H97V103ZM113 102V103H112ZM121 102V103H120ZM23 103H25V104H23ZM35 103V104H34ZM45 103V104H44ZM62 103H64V104H62ZM69 103V104H68ZM5 104V103H4ZM40 106H42V107H39V109H38V106L39 105ZM42 104V105H41ZM47 104V105H46ZM66 104V105H65ZM99 104H101V105H99ZM119 104V105H118ZM124 104H126V105H124ZM8 105V104H7ZM27 105V106H26ZM33 107V105H35L34 106V108L36 109H32L31 108V106ZM36 105H38V106H36ZM46 105V106H45ZM70 105H72V107H70ZM77 105V106H76ZM98 105V106H97ZM123 105V106H122ZM20 106H21V108H20ZM24 106V107H23ZM44 106V107H43ZM67 106V107H66ZM74 106V107H73ZM95 106H97V107H95ZM99 106H101V107H99ZM110 106V107H109ZM113 107V110L114 111H116L117 109L119 110H117L118 111V113L117 114H114V112L111 110V112H110V109L109 110H106V112H105V109H107V108H111L112 109V107ZM10 108V106L8 107V106H6L5 105V107L4 108ZM26 107H27V109H26ZM37 107V108H36ZM69 107H70V109H69ZM25 108V109H24ZM28 108H30V109H28ZM64 108H66L65 110H64ZM67 108H68V110H67ZM72 108H74V109H72ZM90 108V109H89ZM99 108V109H98ZM104 108V109H103ZM120 108V109H119ZM58 109V110H57ZM91 109H93V110H95L96 112H97V110L96 109H98L99 111H100V109H101V112L102 111H104L105 112V114L107 113V115L109 114H111L109 117L108 116H106L105 114H104V112H102L103 114H101V112H99V113H97V116H91L94 112L91 110ZM195 109V110H194ZM194 111H200L199 109H197L196 107H194ZM19 110H21L22 112H28V115H26V116H23L22 114H19L20 113V111ZM29 110V111H28ZM30 110H32V111H30ZM82 110V111H81ZM90 110V112L92 111V114L90 115L89 113H87L86 114V112L87 111H89ZM18 112V114H15V112ZM62 111V112H61ZM64 111V112H63ZM75 111V112H74ZM107 111H109V112H107ZM116 111V112H117ZM73 112V113H72ZM123 113V114H120V113ZM65 113V114H64ZM66 113H70L71 114V116L69 115V114H66ZM81 113V114H80ZM113 113V114H112ZM43 114V115H42ZM100 114V115H99ZM119 114V115H118ZM79 117H78V116ZM83 115V116H82ZM103 115V116H102ZM106 116V118H105V116ZM122 115V116H121ZM27 116L29 117V118H27ZM32 116V117H31ZM56 116V117H55ZM58 116V117H57ZM89 117V118H87V117ZM101 116V117H100ZM115 116V117H114ZM75 117V118H74ZM76 117H78V118H76ZM86 117V118H85ZM91 117V118H90ZM97 117V118H96ZM104 117V118H103ZM58 118V119H57ZM102 118V119H101ZM108 118V119H107ZM112 118V119H111ZM21 119V121H19ZM23 119V120H22ZM58 121H57V120ZM107 119V120H106ZM118 119V120H117ZM120 119V120H119ZM8 120V121H7ZM10 120V121H9ZM17 120V121H16ZM84 120H85V122H84ZM99 122H98V121ZM117 120V121H116ZM90 121V122H89ZM5 122H8V123H6V125L7 126H5ZM15 122V123H14ZM62 122H64L65 123V126H64V123H62ZM86 122H88V123H86ZM96 122V123H95ZM100 122H102V123H100ZM13 123V124H12ZM85 123V124H84ZM110 123V124H109ZM93 124L95 125V126H97V128H99L98 126H101V125H104V127L106 126V127H109V128H113V130H111V129H105V130H107V132L105 131V130H103V132L105 133H97V134H99L98 135V139L96 138L97 137V134H94V133H96L97 131H96V127L95 126H93ZM66 125H67V127H66ZM252 125V129L250 128V126ZM248 126H243V125H238L240 128H238V126H237V128L240 130V132L242 131V129H243V131L240 133L239 132V130L237 131L238 133H240V134H238L237 132H236V134H238V135H236L239 139H240V137H241V139H247L248 137H252L253 138V136H256L259 132H260V129H259V126H257V125H255V123L254 122H252V124H249ZM62 126V127H61ZM90 126V127H89ZM112 126V127H111ZM241 126H242V128H241ZM9 127H11V126H9ZM95 127V128H94ZM246 127H248L247 129L248 130H246L245 128ZM64 128V129H63ZM88 128V129H87ZM90 128V129H89ZM259 129V132H258V129ZM61 131H60V130ZM247 131V132H245V130ZM256 129V131L258 132H255V133H251V130L252 131H254ZM62 130H63V132H62ZM67 130H69V131H67ZM71 130V131H70ZM94 130V131H93ZM118 130V131H117ZM230 130V128L229 129H227V130H225L224 132H221L215 139H214V141H213V143H212V145L213 146H209V148H210V150H205V152L206 153H208V154H205V152H202V154L200 155V157H202V158H200L199 157V159L197 160V163H198V165H199V169H197L198 168V165L195 167L196 169H197V171L195 170V172L193 171V172H187V170H189L190 168H191V166H193V169L192 170H194V165H192V164H189V165H184V166H181V167H179V168H176V171H175V173L173 172V170L171 169V170H169V172H167L166 173V176H167V178L166 179H164L163 181H162V183L161 184H158V183H156V180H154L155 179V174H151L150 172H148L147 173V175H148V177L146 178V179H143L142 178V180H140V182H135V183H130V184H128L127 183V186H125V185H122V184H119V183H116V184H118L117 185V190H119V191H121L122 189L121 188H123L124 190H126L128 187H130V189L132 190V191H134V188H137V189H135V191L133 192V198L134 199H136V204L134 205V203H132L134 206L132 207V209H130L129 211H127V212H124L127 208H126V206L125 205H129V204H127L126 202H128V201H126L125 199H124V201H123V199H122V197H118V199L121 201V202H125L126 204H123V206L121 205V207L123 208V209H125L124 211H118V214H119V216L121 217V215H122V217L124 216V218H123V220H126V221H128V220H130V221H128L126 224H124V225H133V221H134V225L132 226V230H136V232L138 231V233L139 232H141L142 234H143V232H144V235H145V233H148L149 231L147 230V229H152L151 230V232H152V234L154 235V238L156 239V240H161V236L162 235H165V234H167L168 232H169V229H170V231L173 229V230H179V228L180 229H182V227L184 228H186V229H188V230H190V231H193V229H194V227L195 228H199V229H201V230H203V232L206 234V237H207V241L204 243V244H198V246H197V248L196 249H190V250H188V251H183L184 252V254L182 253V256L184 257V259H185V261H186V263L187 264H264V246H263V244H264V224L262 223L261 224V218L259 217V212H258V210H257V205H258V203H257V199H258V197H257V195L255 196H253V195H249L248 194V192L246 191V189H247V185L245 184V181H243L242 180V183H240V184H238L239 182H241V179L240 178H234L233 179V177L232 176H230V168L228 169V165H227V162L225 161V159L226 158H224V157H227V155H226V151L227 150H224V152L223 151H221V150H223V148L221 147V146H223L224 147V149H228V143H227V141H229V139H230V132L231 131H229ZM250 130V131H249ZM110 131V132H109ZM229 133H228V132ZM70 134H69V133ZM92 132H93V134H92ZM114 132V133H113ZM121 132V133H120ZM123 132V133H122ZM251 133V135L249 134V133ZM62 133V134H61ZM64 133V134H63ZM73 133V134H72ZM225 133V134H224ZM230 134V135H228V138H225V137H227V135L226 134ZM242 133H244L243 135H241ZM66 134V135H65ZM68 134V135H67ZM111 134V135H110ZM222 134V135H221ZM246 134V135H245ZM255 134V135H254ZM106 135V136H105ZM121 135V136H120ZM125 135V136H124ZM126 135H128V136H126ZM241 135V136H240ZM245 135V136H244ZM64 136V137H63ZM67 136H69V137H67ZM222 136V137H221ZM247 136V137H246ZM127 139H126V138ZM243 137V138H242ZM78 138H79V140H78ZM95 138V139H94ZM101 138H103V140L101 139ZM118 138V139H117ZM137 138V139H136ZM221 138H224V139H221ZM65 139H67V140H65ZM117 139V140H116ZM136 139V140H135ZM139 139V140H138ZM228 139V140H227ZM70 140V141H69ZM87 140V141H86ZM97 140V141H96ZM110 140V141H109ZM146 140L148 141L147 142V144H145L146 143ZM203 140V139H202ZM201 140V141H202ZM74 141H76V143L74 142ZM122 141V142H121ZM123 141H126V142H123ZM86 142V143H85ZM87 142L89 143V144H87ZM112 142H113V144H112ZM135 142H138V143H135ZM217 142H218V144H217ZM66 143V144H65ZM111 143V144H110ZM118 143V144H117ZM126 143H128L127 144V146H126ZM130 143V144H129ZM131 143H133V144H131ZM141 143V144H140ZM143 143V144H142ZM154 143V142H153ZM199 143V142H198ZM219 143H220V145H219ZM84 144V145H83ZM138 144H140V145H138ZM200 145H204L205 144V141L203 140L201 143H199ZM215 144V145H214ZM223 144V145H222ZM225 144H226V146H225ZM111 145V146H110ZM125 145V146H124ZM132 145H134V146H132ZM135 145H137V146H135ZM148 145H150V146H148ZM75 146V147H74ZM86 146V147H85ZM87 146H89V147H87ZM106 146L108 147V146H110V147H108V148H106ZM114 146H117V148H114ZM118 146L120 147V148H118ZM121 146L123 147L122 149H121ZM129 146V147H128ZM145 147V149H144V147ZM217 146V147H216ZM218 146H219V148H218ZM131 147V148H130ZM132 147H135V150H134V148H132ZM220 147H221V150H220ZM208 147H206V149H209ZM212 148L214 149V150H219V153H221V152H223V153H221L220 155H219V153H218V150L217 151H215L214 152V150H212ZM238 148V147H237ZM84 149V150H83ZM86 149V150H85ZM104 149V150H103ZM107 149V152L105 151ZM108 149H109V152H108ZM210 151V152H209ZM214 154H213V153ZM217 152V153H216ZM212 153V155L210 156V154ZM205 154V156H203ZM215 154H216V156H217V154L219 155V156H215ZM225 155L224 157H223V155ZM96 155V156H95ZM105 155H106V157H105ZM206 156L208 157L209 156V158H206ZM215 156V157H214ZM204 157L207 159H205V160H203L204 159ZM211 157L213 158L211 161H210V159H211ZM221 157V158H220ZM215 158V159H214ZM216 158L218 159L219 158V160H216ZM107 159V160H106ZM209 159V160H208ZM88 160V161H87ZM214 160H216V162L214 161ZM90 161V162H89ZM203 161V162H202ZM209 161V162H208ZM224 161V162H223ZM241 161V160H240ZM240 161H239V166H240ZM88 162V163H87ZM201 162V163H200ZM210 162H211V164H210ZM214 162V163H213ZM158 163V162H157ZM156 163V164H157ZM196 163V164H197ZM221 163V164H220ZM222 163H223V165H222ZM202 164V165H201ZM219 164V165H218ZM107 165V167H105ZM157 165H159V164H157ZM204 165V166H203ZM213 165V166H212ZM201 166V167H200ZM203 166V167H202ZM222 166V167H221ZM224 166H226V169H225V167ZM190 167V168H189ZM220 167V168H219ZM184 168H188L187 170L186 169H184ZM215 168H217V169H215ZM182 169H183V171L184 170H186L185 172H184V175L186 174L187 176L185 177L184 175H183V171H182ZM201 169V170H200ZM212 169H215V170H212ZM219 169V170H218ZM220 169H222V170H220ZM192 170H190V171H192ZM210 170V171H209ZM87 171H89V170H87ZM177 171H178V173H177ZM181 171V172H180ZM222 171V172H221ZM179 172L181 173V174H179ZM187 172V173H186ZM203 172V173H202ZM217 172H220L221 174H218ZM224 172V173H223ZM188 173L190 174V173H192V174H190V176L188 175ZM201 175H200V174ZM227 173V174H226ZM230 173V174H229ZM169 174H170V176H169ZM179 174V175H178ZM216 174H218L217 176H216ZM226 176H225V175ZM152 175H154V177H152ZM174 175V176H173ZM175 175H176V177H177V175H178V177L180 178L181 177V179H183V180H181V179H177V178H175ZM200 175V176H199ZM204 175V176H203ZM172 176V178L171 179H173V180H171L170 179V177ZM202 176V177H201ZM224 176V177H223ZM151 177V178H150ZM183 177V178H182ZM185 177V178H184ZM203 177H205V178H203ZM210 177V178H209ZM218 177V178H217ZM223 177V178H222ZM212 178V179H211ZM225 178V179H224ZM226 178H228V182H225V180H226ZM147 179H148V181H147ZM152 180V182H151V180ZM177 179V180H176ZM190 179V183L188 182V180ZM196 179V180H195ZM203 179V180H202ZM209 179V180H208ZM219 179V180H218ZM223 179V180H222ZM146 181L147 183H149V184H151L152 183V186L151 185H149V184H147L146 182H144V181ZM182 182H181V181ZM194 182H193V181ZM207 180V181H206ZM212 180V181H211ZM221 180H222V182H221ZM136 181H138V180H136ZM151 183H150V182ZM174 182V183H172V182ZM179 181V182H178ZM185 181V182H184ZM227 181V180H226ZM232 181V182H231ZM239 181V182H238ZM168 182V183H167ZM175 182L177 183L178 182V185H176L175 186ZM200 182V184H198ZM234 182H235V185H233L234 184ZM143 183V184H142ZM156 183V184H155ZM179 183H182V185L181 184H179ZM187 183V184H186ZM188 183L190 184V185H188ZM191 183H193V184H191ZM216 183V184H215ZM220 183L222 184V185H220ZM228 183H230V184H228ZM232 183V184H231ZM30 185H31V183H29ZM134 184V185H133ZM135 184H136V187H135ZM138 184V185H137ZM140 184V185H139ZM154 184V185H153ZM167 184H172V186H173V190H171L172 189V187L171 186H169V185H167ZM196 184V185H195ZM224 184V185H223ZM239 186H238V185ZM244 184V185H243ZM129 185V186H128ZM167 187H166V186ZM180 185V186H179ZM186 185V186H185ZM218 185V186H217ZM229 185H230V187H229ZM232 185H233V187H232ZM241 185H243V186H241ZM120 187V189H119V187ZM139 186H141V187H139ZM143 186H145V187H143ZM161 186V187H160ZM192 187V189H191V187ZM222 186H224V187H222ZM134 187V188H133ZM146 187H147V189H146ZM152 187H153V190H152ZM157 187H159V189L157 188ZM166 187V188H165ZM175 187V188H174ZM183 187H185V191H184V188ZM220 188V187H222V188H220V190H223V188H224V190L223 191H221V192H219L220 190L218 189L217 190V188ZM239 187H241V188H239ZM243 187H244V189H243ZM246 187V188H245ZM26 188H27V185H26ZM143 188V189H142ZM164 188L166 189V190H164ZM167 188H168V190H167ZM179 188H180V190H179ZM190 188V190H188ZM230 188V189H229ZM233 188V189H232ZM237 188V189H236ZM141 189V190H140ZM157 189H158V191H157ZM178 189V190H177ZM28 190H31L30 188H29V186H28ZM150 190H152V191H150ZM155 190V191H154ZM164 190V191H163ZM169 190H171V191H169ZM240 190V191H239ZM246 191V193H245V191ZM131 191V192H132ZM145 191V192H144ZM147 191V192H146ZM150 191V193H148ZM156 191L157 192H159V193H157V194H154V193H156ZM166 191H168L167 192V196H169L171 199L172 198H174V199H170V198H168L167 196V198L168 199H170V200H168L167 198V200L171 203V201L172 202H174V205H172L173 203H171V205H169L170 203L164 198V196L166 195ZM184 191V192H183ZM236 191H238V192H236ZM31 192V191H30ZM164 192V193H163ZM240 192L242 193V194H240ZM24 193H26V192H24ZM148 193V196H145L144 194H147ZM153 193V194H152ZM239 193V194H238ZM113 194H117V193H115V192H113ZM161 194H163L162 196V199H161ZM236 194H238V196L236 195ZM172 195V196H171ZM200 195V196H199ZM249 195V197L247 198V196ZM177 198H176V197ZM181 196V197H180ZM182 196L184 197V198H182ZM240 196V197H239ZM137 197V198H136ZM159 198L161 199V200H159ZM163 198H164V200H163ZM176 198V199H175ZM158 199V200H157ZM204 199V200H203ZM242 199V200H241ZM174 200V201H173ZM202 200V201H201ZM139 203H138V202ZM164 201V202H163ZM167 201V202H166ZM178 201H179V204H178ZM204 201V202H203ZM149 202V203H148ZM163 202V203H162ZM181 202V203H180ZM253 202V203H252ZM246 205H245V204ZM249 203V204H248ZM147 206H146V205ZM151 204V205H150ZM165 204V205H164ZM157 205V206H156ZM162 205H163V207H162ZM180 205V206H179ZM151 206H153L152 208H151ZM158 206H161V208L159 209V208H157L156 209V207H158ZM166 206H168V207H166ZM170 206H172L171 208H170ZM175 206H177V207H175ZM243 206V207H242ZM148 207H150V208H148ZM166 209H165V208ZM174 207L176 208L175 210H174ZM179 207H180V209H179ZM246 207L248 208V209H246ZM137 208V209H136ZM153 208H154V210H153ZM244 208V209H243ZM139 209H141V210H139ZM148 209H149V211H148ZM151 209H152V211H151ZM155 209L157 210L155 213H154V211H155ZM163 209H165L166 210V215H165V210H163ZM171 209V210H170ZM147 210V211H146ZM163 210V211H162ZM169 210V212H167ZM249 212H248V211ZM140 211V212H139ZM142 211V212H141ZM150 211H151V213H150ZM170 211H173V212H170ZM131 212V213H130ZM135 212V213H134ZM147 213V215H146V213ZM256 212V213H255ZM121 213H124V214H121ZM126 213H128V214H126ZM137 213V214H136ZM145 215V217H144V215ZM150 213V214H149ZM153 213V217H157L156 218V220H155V218L154 219H151L152 218V216H151V214ZM157 213H159L158 215H157ZM247 213V214H246ZM127 216H126V215ZM131 214H133L132 216V218H131ZM135 214V215H134ZM154 214H155V216H154ZM161 217H160V216ZM247 215V216H246ZM249 215V216H248ZM258 215V216H257ZM150 216H151V218H150ZM159 216V217H158ZM121 217V218H122ZM129 217V218H128ZM249 217V218H248ZM259 217V218H258ZM126 218V219H125ZM147 220H146V219ZM149 218V219H148ZM256 218H257V220H256ZM128 219V220H127ZM152 220H154V221H152ZM131 221H132V223H131ZM136 221V222H135ZM249 221V222H248ZM260 221V222H259ZM147 222H153L152 224H150V223H147ZM194 222V223H193ZM244 223V224H243ZM246 223V224H245ZM249 223V224H248ZM256 223H258V224H256ZM151 226H150V225ZM193 224H195V225H193ZM197 224L199 225L198 227H197ZM243 224V225H242ZM165 225H169V226H167V228H166V226ZM193 225V226H192ZM256 225V226H255ZM136 226V227H135ZM139 226H143V227H140L139 228ZM147 226H149V227H147ZM165 226V227H164ZM170 226L172 227V228H170ZM246 226V227H245ZM251 226V227H250ZM151 227V228H150ZM188 227V228H187ZM143 228V230H140V229H142ZM247 228V229H246ZM251 228V229H250ZM256 228H258V229H256ZM263 228V229H262ZM244 229V230H243ZM154 230V231H153ZM241 230V231H240ZM166 231V232H165ZM168 231V232H167ZM189 231V234H192V232H190ZM247 231H249V232H247ZM150 232V233H151ZM245 232V233H244ZM248 233V235H247V233ZM255 232V233H254ZM140 233V234H141ZM161 234V236H160V234ZM243 234V235H241V234ZM244 234H246V236L244 235ZM259 234H261L262 236H260ZM143 235V236H144ZM240 235V237H238ZM256 236V238L255 239H252V240H247L246 241V238L245 237H247V236ZM243 236H244V238H243ZM258 236V237H257ZM232 237V238H231ZM262 238L263 239V242L261 241V239L260 238ZM239 239L238 240V242H233L234 243V245H233V243H232V239ZM231 239V240H230ZM244 239V240H243ZM257 239H259V242H258V240ZM230 240V241H229ZM255 240H257V241H254ZM228 241V242H227ZM253 241V242H252ZM227 242V243H226ZM241 242V243H240ZM245 242V243H244ZM254 244V246H253V244ZM225 243V245H228V244H231L230 246H229V248L232 246L233 248L234 247H238V248H234L230 253H231V255L228 257V259L226 260V256L224 255V254H222V255H220V249H221V247H222V245ZM238 243V244H237ZM251 243V244H250ZM259 245H258V244ZM261 243V244H260ZM240 244H242L241 245V247H239V245ZM253 248L254 249V247H255V250H253V249H250V248ZM259 247V248H258ZM262 247V248H261ZM257 248V249H256ZM262 249V250H261ZM195 250V251H194ZM159 251L161 252V253H163V249H159ZM192 251L194 252V253H192ZM233 252V253H232ZM258 252H260V253H258ZM186 253V254H185ZM194 254V255H193ZM262 256H261V255ZM233 255V256H232ZM192 256H194V257H192ZM220 256H221V258H220ZM231 256H232V258H231ZM192 258V259H191ZM190 261H189V260ZM223 259V260H222ZM229 259H231V260H229ZM192 260V261H191Z\"/></svg>","mask_w":264,"mask_h":264}]
</instances>
